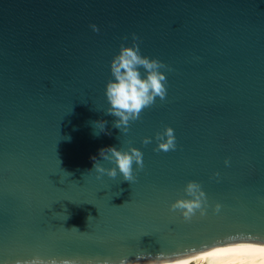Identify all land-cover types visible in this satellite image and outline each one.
Listing matches in <instances>:
<instances>
[{"label":"water","instance_id":"1","mask_svg":"<svg viewBox=\"0 0 264 264\" xmlns=\"http://www.w3.org/2000/svg\"><path fill=\"white\" fill-rule=\"evenodd\" d=\"M133 43L165 65L166 95L124 132L105 86ZM165 127L175 150H158ZM109 146L142 153L131 182L93 168L115 167ZM189 181L205 200L186 220L171 205ZM249 239L264 241V0H0V264Z\"/></svg>","mask_w":264,"mask_h":264},{"label":"clouds","instance_id":"2","mask_svg":"<svg viewBox=\"0 0 264 264\" xmlns=\"http://www.w3.org/2000/svg\"><path fill=\"white\" fill-rule=\"evenodd\" d=\"M93 31H98L95 25H91ZM136 37L133 35V40ZM145 70V75L141 78L139 69ZM165 65L156 59H149L139 54V48L136 43L131 47L121 46L119 54L115 55L110 62V70L113 80H109L105 86V96L109 107L106 113L118 119L114 120L113 126L121 131H127V125L130 120L139 118L142 110L150 106L155 97L161 100L166 95V78L158 69ZM101 129H105L104 121H95ZM123 126V127H122ZM95 135H99L96 132ZM158 150L167 152L175 150V136L173 129L165 127L162 133L156 134ZM148 138L143 143L148 144ZM110 154V155H109ZM99 155L115 165V167L104 168L92 157L93 168L98 174H106L109 177H116L117 170L122 174L123 179L131 182L134 177L132 174L133 162L138 167H143L142 153L136 148H129L128 151H119L115 147L100 149ZM228 164V161H225ZM99 178V176H98ZM190 199H177L171 205L173 209H181V214L187 220L195 212L200 210L203 215L204 209L202 203L205 200V194L201 191L199 184L189 181L184 189ZM220 205H216L218 211ZM231 239V238H229ZM254 240H239L233 243H224L212 247L207 252H201L196 257H190L179 260H169L161 258L158 253L156 258H151V254L146 258L144 255H138L135 260L121 259L118 264H264V243L250 242ZM16 264H77L76 261L56 259L41 260L38 257L30 261H17ZM102 264H113L110 260L102 261Z\"/></svg>","mask_w":264,"mask_h":264},{"label":"bare ground","instance_id":"3","mask_svg":"<svg viewBox=\"0 0 264 264\" xmlns=\"http://www.w3.org/2000/svg\"><path fill=\"white\" fill-rule=\"evenodd\" d=\"M221 245V244H220ZM217 246V245H216ZM214 247V246H212ZM212 247H208V248H205V249H202V250H199L193 254H190V255H187V256H183V257H179V258H174L175 260H179V259H186V258H190V257H196L199 253L201 252H206V251H209ZM169 260H172V259H169Z\"/></svg>","mask_w":264,"mask_h":264},{"label":"snow or ice","instance_id":"4","mask_svg":"<svg viewBox=\"0 0 264 264\" xmlns=\"http://www.w3.org/2000/svg\"><path fill=\"white\" fill-rule=\"evenodd\" d=\"M250 242H255V243H264V241H260V240H254V241H250ZM227 243H233V242H227ZM207 252V251H206Z\"/></svg>","mask_w":264,"mask_h":264}]
</instances>
